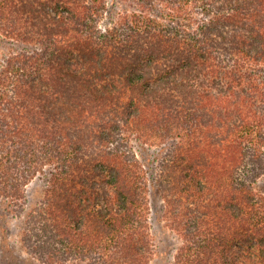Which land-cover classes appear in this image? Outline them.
Segmentation results:
<instances>
[{
	"label": "trees",
	"instance_id": "1",
	"mask_svg": "<svg viewBox=\"0 0 264 264\" xmlns=\"http://www.w3.org/2000/svg\"><path fill=\"white\" fill-rule=\"evenodd\" d=\"M0 37V264H153V197L169 264H264V0H0Z\"/></svg>",
	"mask_w": 264,
	"mask_h": 264
},
{
	"label": "rangeland",
	"instance_id": "2",
	"mask_svg": "<svg viewBox=\"0 0 264 264\" xmlns=\"http://www.w3.org/2000/svg\"><path fill=\"white\" fill-rule=\"evenodd\" d=\"M7 47L8 44L0 37V53ZM43 190L44 185L42 182L37 181L32 183L28 187V204L32 205L34 202L36 203L43 194ZM6 209V206L0 203V222L3 225H7L9 230L10 227L16 230L21 224V220L11 218L10 212H7ZM151 224L157 246V254L154 257L153 264H169L172 261L174 249L178 246V239L164 226L162 220V203L154 197L152 200ZM8 236V242L10 243V232Z\"/></svg>",
	"mask_w": 264,
	"mask_h": 264
}]
</instances>
